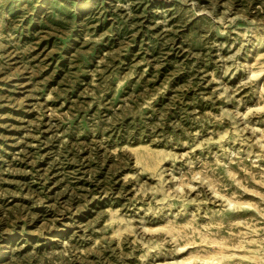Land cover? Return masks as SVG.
I'll use <instances>...</instances> for the list:
<instances>
[{
  "label": "rangeland",
  "instance_id": "obj_1",
  "mask_svg": "<svg viewBox=\"0 0 264 264\" xmlns=\"http://www.w3.org/2000/svg\"><path fill=\"white\" fill-rule=\"evenodd\" d=\"M0 264H264V0H0Z\"/></svg>",
  "mask_w": 264,
  "mask_h": 264
}]
</instances>
